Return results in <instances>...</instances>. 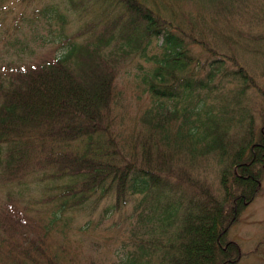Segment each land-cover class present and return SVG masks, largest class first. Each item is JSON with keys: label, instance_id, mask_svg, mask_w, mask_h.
Wrapping results in <instances>:
<instances>
[{"label": "trees", "instance_id": "1", "mask_svg": "<svg viewBox=\"0 0 264 264\" xmlns=\"http://www.w3.org/2000/svg\"><path fill=\"white\" fill-rule=\"evenodd\" d=\"M249 1L226 0L230 6ZM66 2L73 12L99 10L100 29L92 24L85 30L91 41L79 42V32L66 39L70 48L61 56L0 67V183L20 184L45 173L62 187L44 225L24 218L13 199L4 203L0 227L10 232L0 235V264H61L48 250L49 233L67 201L103 198L101 186L104 195L115 192L113 212L141 196L137 224L143 229L132 227L134 249L123 264H239L240 247L226 235L264 177V92L242 67L227 70L215 60L205 77H196L183 48L185 30L145 0ZM160 36L162 56L145 82L152 98L141 122L147 136L136 137L123 153L111 138L121 134L114 114L117 66ZM111 46L120 54L107 51ZM251 89L263 97L260 126L243 104ZM207 99L216 103L191 118ZM175 119L180 124L169 137L165 130L174 128ZM195 162H212L216 187Z\"/></svg>", "mask_w": 264, "mask_h": 264}, {"label": "rangeland", "instance_id": "2", "mask_svg": "<svg viewBox=\"0 0 264 264\" xmlns=\"http://www.w3.org/2000/svg\"><path fill=\"white\" fill-rule=\"evenodd\" d=\"M144 3L153 11L154 8L160 11L162 18H170L173 26L185 30L187 37L182 35L183 48L193 58L189 68L196 77H205L215 60L224 64L227 70L242 67L264 92V0L233 6L226 0L214 4H209L208 0H145ZM113 10L114 13L119 11ZM95 11L91 14L73 12L66 0H0V67L7 63L28 66L61 56L70 48L66 39L71 41L70 38L79 32H82L77 39L79 42L91 41L93 36L85 30L92 24L99 30L101 25L100 12ZM161 41L160 36L143 51H130L117 66L114 85L118 93V108L114 114L115 123L118 120L115 130L121 134L119 138L115 135L111 138L115 140L113 148L117 149L122 144L123 153L129 151L136 137L144 139L147 136L146 133L141 134L145 130L141 122L152 98L146 93L145 82L156 68L155 62L162 56ZM109 50L120 54L112 46ZM226 88L229 89L230 85ZM261 95L258 90L251 89L243 98V104L249 107L259 126V112L263 106ZM214 103L212 99L198 102L197 109L191 111V118L198 109L203 113ZM168 105L172 108L173 103L169 101ZM164 116L170 119L166 113ZM179 124V119H175L174 128L169 133L165 130V134L170 137ZM188 129L194 131L190 127ZM211 165L212 162L193 164L216 187L217 180ZM46 178L45 173H38L20 184L0 183V211L11 198L26 214L24 218L37 225L47 223L56 212L55 200L62 187L56 179L48 181ZM104 187L97 188L103 198L91 194L79 204L75 199L67 201L62 218L49 233L48 250L58 257L61 264H123L133 252L135 238L132 227L136 225L143 229L137 224L138 216L143 212V207H136L141 196H134L119 211L113 212L115 192L104 195L101 192ZM244 203L226 238L240 247L242 257L239 264H264V177L251 202L245 206ZM9 232L10 228L0 227V235Z\"/></svg>", "mask_w": 264, "mask_h": 264}]
</instances>
